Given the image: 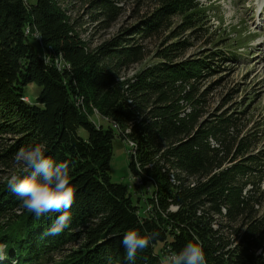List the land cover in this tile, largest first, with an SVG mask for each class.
<instances>
[{
	"label": "trees",
	"instance_id": "trees-1",
	"mask_svg": "<svg viewBox=\"0 0 264 264\" xmlns=\"http://www.w3.org/2000/svg\"><path fill=\"white\" fill-rule=\"evenodd\" d=\"M84 16L96 35L117 29L93 48ZM209 28L199 0H0V264H130L132 228L156 235L131 264H163L188 241L206 264H264V145L242 113L210 112L203 83L230 55L186 57ZM29 85L40 92L25 102ZM114 138L131 147L137 202L110 180ZM36 143L70 162L71 221L55 236L58 214L36 217L6 185Z\"/></svg>",
	"mask_w": 264,
	"mask_h": 264
},
{
	"label": "rangeland",
	"instance_id": "rangeland-1",
	"mask_svg": "<svg viewBox=\"0 0 264 264\" xmlns=\"http://www.w3.org/2000/svg\"><path fill=\"white\" fill-rule=\"evenodd\" d=\"M35 4L36 0H29ZM207 10L210 21V30L204 33L201 42L194 44L187 50L186 57L206 52L209 54L219 46L225 55H230L228 61L219 64L220 70L216 75L203 83V88L210 87V112L223 108V112L242 113L238 117V126L242 133L257 134L264 145V0H199ZM76 13V11L74 10ZM81 13V12H79ZM83 35L85 39L92 35L94 27L84 16ZM116 27L108 32L114 34ZM96 33H93L95 36ZM96 35L91 37L92 47L99 45L109 36ZM36 37V36H35ZM34 37L35 40H37ZM233 55L234 57H232ZM55 59V58H54ZM149 60L141 65L134 66L126 75L131 78L133 74L147 65ZM40 88L29 85L25 89L27 96L24 101L31 102L39 94ZM234 113V114H233ZM236 115V114H235ZM91 120L101 124L102 120L96 110ZM80 135L85 137L84 131ZM131 147L118 138L112 142V158L110 161V180L114 184H122L133 193V201L143 198L140 191H135V180L129 170V149ZM131 150V149H130ZM139 211L143 214L149 206L139 202ZM175 210V208H172ZM264 210V204L263 208Z\"/></svg>",
	"mask_w": 264,
	"mask_h": 264
},
{
	"label": "clouds",
	"instance_id": "clouds-1",
	"mask_svg": "<svg viewBox=\"0 0 264 264\" xmlns=\"http://www.w3.org/2000/svg\"><path fill=\"white\" fill-rule=\"evenodd\" d=\"M44 143L22 146L15 154L14 164L20 172H13L6 180L9 190L19 198L21 206L36 217L46 213H57L49 235H59L69 227L74 189L70 184V162L56 161L47 154ZM155 233L142 234L132 228L124 232L121 245L126 258L134 262L137 253L147 249ZM163 264H206L202 246L188 241L178 252L165 256Z\"/></svg>",
	"mask_w": 264,
	"mask_h": 264
},
{
	"label": "built area",
	"instance_id": "built-area-1",
	"mask_svg": "<svg viewBox=\"0 0 264 264\" xmlns=\"http://www.w3.org/2000/svg\"><path fill=\"white\" fill-rule=\"evenodd\" d=\"M135 180V179H134ZM136 184H139V183H136ZM150 210V207L147 208L146 212H148ZM170 254V253H169Z\"/></svg>",
	"mask_w": 264,
	"mask_h": 264
}]
</instances>
